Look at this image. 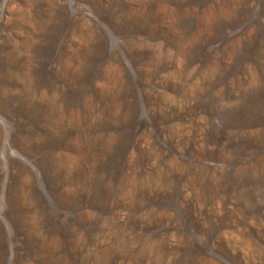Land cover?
<instances>
[{
	"label": "rangeland",
	"instance_id": "374dc122",
	"mask_svg": "<svg viewBox=\"0 0 264 264\" xmlns=\"http://www.w3.org/2000/svg\"><path fill=\"white\" fill-rule=\"evenodd\" d=\"M0 264H264V0H0Z\"/></svg>",
	"mask_w": 264,
	"mask_h": 264
}]
</instances>
